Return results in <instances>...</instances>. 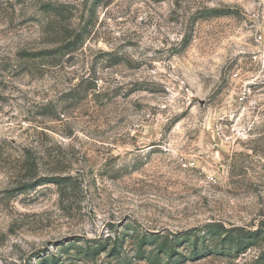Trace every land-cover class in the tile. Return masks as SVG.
<instances>
[{"label": "rangeland", "instance_id": "rangeland-1", "mask_svg": "<svg viewBox=\"0 0 264 264\" xmlns=\"http://www.w3.org/2000/svg\"><path fill=\"white\" fill-rule=\"evenodd\" d=\"M215 222L264 232V0H0V264L264 263Z\"/></svg>", "mask_w": 264, "mask_h": 264}, {"label": "trees", "instance_id": "trees-1", "mask_svg": "<svg viewBox=\"0 0 264 264\" xmlns=\"http://www.w3.org/2000/svg\"><path fill=\"white\" fill-rule=\"evenodd\" d=\"M75 49L76 48L74 43L70 42L65 46H61L60 48L32 53L31 56H33L34 58L56 57L67 52H73ZM85 81L86 78H83L81 82L75 87L77 88L76 90H81L80 92L82 94L88 93L91 90H97L96 80H94V82L92 83L89 82V84L87 85H85ZM42 181H40L39 183H32L28 187L33 188L42 185L44 184V182ZM192 236L194 237L193 245L197 249L199 248L200 243L204 242L205 244L206 241H211L213 242L212 244L215 246V249L218 247H222L223 251L228 250L230 251V253L235 250L236 252H238L243 248H248L252 245H256L259 243V241L264 240V232H262V229L247 230L241 227L226 228L223 224H219L216 222L205 225L202 232H195L192 234ZM171 243L173 245L174 241L172 240ZM166 245L167 242L163 243L162 246H160L159 250H161V252L166 251L165 249H168L166 248ZM101 246L102 244L95 247L90 246L87 249L86 253L89 255L99 254L102 251ZM169 249L168 250L172 252V247H170Z\"/></svg>", "mask_w": 264, "mask_h": 264}]
</instances>
